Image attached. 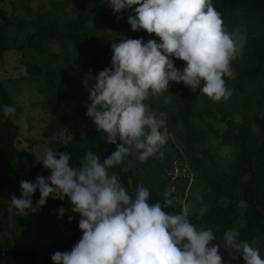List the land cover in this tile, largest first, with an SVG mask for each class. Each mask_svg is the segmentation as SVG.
Instances as JSON below:
<instances>
[{
  "label": "trees",
  "instance_id": "trees-1",
  "mask_svg": "<svg viewBox=\"0 0 264 264\" xmlns=\"http://www.w3.org/2000/svg\"><path fill=\"white\" fill-rule=\"evenodd\" d=\"M32 1L0 0V254L48 259L19 239L28 213L44 230L56 218L59 251L76 246L65 250L73 263L57 264H264V0H149L152 30L123 23L103 0H51L36 12ZM114 87L163 109L175 95L170 129L181 151L166 117L155 119L165 137L155 143L151 132L125 139L126 118L110 127L91 113ZM34 89L75 114L54 112L39 140L24 139L13 118L38 105L14 97ZM36 145L51 158L34 157ZM177 164L191 176L172 190ZM12 193L17 212L7 211Z\"/></svg>",
  "mask_w": 264,
  "mask_h": 264
},
{
  "label": "rangeland",
  "instance_id": "rangeland-1",
  "mask_svg": "<svg viewBox=\"0 0 264 264\" xmlns=\"http://www.w3.org/2000/svg\"><path fill=\"white\" fill-rule=\"evenodd\" d=\"M50 2L51 0H33L30 5L34 7L36 12L38 7H41L42 9L50 8ZM98 5L103 7L104 2L102 0H99ZM21 14L23 13L21 12ZM69 17L70 15L67 14L65 16L63 14L58 15L57 19L58 21H63L64 19ZM232 45L237 46L239 51H235V55L237 56V58H241L242 53L245 52V50L243 49L244 42L233 43ZM226 48H230V46ZM44 64L48 67V71L50 69L49 74H53L49 80H51L52 82H56L57 70L54 67V63L45 59ZM47 77L48 76L45 77V85H47ZM29 90L26 91V93L22 96H14L15 100L18 102H22L26 98L34 97V99L29 101L32 102L36 100L38 104L35 105V107L31 108V112L29 110L28 113L22 114L20 118H17L15 115H13V118L16 119L17 122H19V125L22 127V134L24 139L27 138L31 140H39L44 138V134H42L43 129L44 127H46L50 119L54 117V112L63 113L67 111L71 117L75 115L73 112L66 110L64 108V104H61L59 101L53 102L50 106L47 102H43V99L38 96V92L36 93V89L33 90L34 93L30 92ZM103 93V96H105L106 98L98 96L99 98L96 99L97 101L95 100L96 103L94 104V106L96 107L91 111V113L93 112L94 114L98 115L103 124L111 127L112 123H114L115 121L122 123L120 119L126 118L127 122H124L122 125L123 129L125 130V139H136L141 132L144 133L146 138V134L151 132L153 142L158 143L162 140L164 141L165 137H161L163 133L159 132V134H157L154 131L156 128L155 119L157 118V116H163L164 118L166 117V126L169 128L168 130H170V133H172L173 136V140L171 142L173 143L174 148L177 149V151H181V149L179 148L181 147L179 140L177 137H175V132L170 129V120L172 116L175 115L176 108L171 109L169 106L174 105V102L176 100L175 95L171 94L167 97L166 105L163 109V107H160V101L152 104L151 98H149L148 96H139L136 93L130 94L128 92H122L118 87L105 89ZM108 110L113 112L111 113L113 114L112 116H107V114H105V112ZM28 117L32 118V122L31 125L27 127L26 120ZM117 117H120V119L116 120ZM83 121L87 122V120L85 119ZM116 135L117 133L115 132V130H113L109 134L108 139H113ZM23 138L19 142V145L24 149L26 148V145L23 143V141H25L23 140ZM31 153L34 157L41 161H46L51 158V156L47 152L45 145L34 146L33 149H31ZM86 181L88 184H90L88 180ZM192 192H194V190H192ZM16 194L12 193V199L8 205L9 208L7 209V211L11 210L13 212H17L18 208H20L21 200L18 196H16ZM63 236H65V234H63V232L56 227V218L54 216L49 217L47 230H44L40 224L36 223L34 221V218L28 213H25L24 215V222L19 224L20 241L27 246L32 245V247L36 251H41L44 248L43 250L46 251L49 255L47 260L41 258V264H50V261H52L53 264H57L56 260L73 263V259L71 258V256L74 253H72L70 256V254L65 251L68 248H73L74 250H76V246L72 244L73 241L63 242V249L61 251H59L55 246L57 241H62L61 237ZM198 238L202 240L204 246L207 249H212V243L207 235L198 236ZM81 250L88 256H94V254H92L93 251L89 249L87 243H84V245H82Z\"/></svg>",
  "mask_w": 264,
  "mask_h": 264
},
{
  "label": "built area",
  "instance_id": "built-area-1",
  "mask_svg": "<svg viewBox=\"0 0 264 264\" xmlns=\"http://www.w3.org/2000/svg\"><path fill=\"white\" fill-rule=\"evenodd\" d=\"M110 8L123 13V23L134 24L146 27L152 30V25L149 23L146 13V8L149 0H103ZM171 138L172 133L168 134ZM191 176L189 166L187 164H177L171 173V189L175 190V182L179 177ZM150 241V240H149ZM1 260L3 264H19L15 255L6 250L1 251Z\"/></svg>",
  "mask_w": 264,
  "mask_h": 264
},
{
  "label": "clouds",
  "instance_id": "clouds-1",
  "mask_svg": "<svg viewBox=\"0 0 264 264\" xmlns=\"http://www.w3.org/2000/svg\"><path fill=\"white\" fill-rule=\"evenodd\" d=\"M151 24V23H150ZM152 25V24H151ZM152 27H153V25H152Z\"/></svg>",
  "mask_w": 264,
  "mask_h": 264
}]
</instances>
